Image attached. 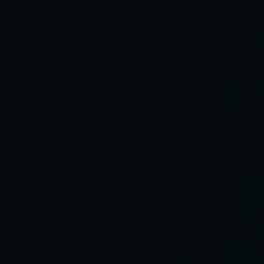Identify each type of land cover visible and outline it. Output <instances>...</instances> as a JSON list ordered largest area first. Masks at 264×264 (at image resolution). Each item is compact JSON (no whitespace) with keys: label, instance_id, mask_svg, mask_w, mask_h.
Listing matches in <instances>:
<instances>
[{"label":"water","instance_id":"water-1","mask_svg":"<svg viewBox=\"0 0 264 264\" xmlns=\"http://www.w3.org/2000/svg\"><path fill=\"white\" fill-rule=\"evenodd\" d=\"M0 264H264V0H0Z\"/></svg>","mask_w":264,"mask_h":264}]
</instances>
